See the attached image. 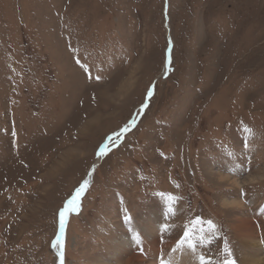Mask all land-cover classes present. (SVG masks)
Masks as SVG:
<instances>
[{
  "label": "rangeland",
  "instance_id": "rangeland-1",
  "mask_svg": "<svg viewBox=\"0 0 264 264\" xmlns=\"http://www.w3.org/2000/svg\"><path fill=\"white\" fill-rule=\"evenodd\" d=\"M85 180L63 264L110 260L151 220L196 264L225 245L245 262L237 219L264 239V0H0V264H57Z\"/></svg>",
  "mask_w": 264,
  "mask_h": 264
},
{
  "label": "bare ground",
  "instance_id": "bare-ground-1",
  "mask_svg": "<svg viewBox=\"0 0 264 264\" xmlns=\"http://www.w3.org/2000/svg\"><path fill=\"white\" fill-rule=\"evenodd\" d=\"M168 59L170 63V54ZM166 63L168 66V61ZM106 149L107 153L108 148ZM102 156L103 155H99V159L95 162L94 166H92L93 168L91 167L89 174L94 171ZM248 179L254 181L257 178L250 177ZM219 180L220 182L227 181L236 187H239L241 183H245V181H240V179L236 177L223 174L220 175ZM224 205L244 207L243 203L236 198L227 199ZM68 215L69 213H67L65 217V230H67ZM259 219L261 220L262 218L260 217ZM237 221L235 230L238 232L239 240L244 249L245 262L243 264H264V239L260 238V231L255 224L256 222L254 223L253 219L250 217H239ZM137 230H134V234L131 237H125L122 241L116 240L114 243V253L111 255L110 260L103 259L100 264H160L161 259L171 261V264H196V257L190 252L191 250L188 251V246L178 244L175 247L174 242L172 243L166 240L164 235H159V226H156L152 220L145 224L139 237L136 235ZM57 235H59L58 238L60 241V246L56 247L57 249L59 248L57 252V264H62L61 252H63L65 231L63 236H61L60 230ZM262 235H264V231ZM63 261L65 263V251Z\"/></svg>",
  "mask_w": 264,
  "mask_h": 264
},
{
  "label": "snow or ice",
  "instance_id": "snow-or-ice-1",
  "mask_svg": "<svg viewBox=\"0 0 264 264\" xmlns=\"http://www.w3.org/2000/svg\"><path fill=\"white\" fill-rule=\"evenodd\" d=\"M152 95H153V92L150 90L148 92V96L151 97ZM147 106H148L147 104L142 105V107H145V108ZM135 123L136 122L134 120L131 121V124L133 126H135ZM124 131H128V126L127 125L125 126ZM108 139H109V141H111V137H109ZM106 148H107V145L101 146L100 149H99V154L100 155H104ZM88 185H89V181L85 180L83 182V184L79 188L76 189L75 195H72L65 202V206L60 210L59 215H60V233H61V236L64 235V231H65V217H66V214L71 212V211L78 210L79 202L81 200V196L84 193V191L86 190V188L88 187ZM125 219L126 220H130L131 217L130 216H126ZM207 224H208L210 229H215L216 228V225L211 220L207 221ZM136 235H137V237H139V233H137ZM185 235L188 236V233H186ZM201 239L203 240L205 238L201 237ZM180 243L182 245L183 244V240ZM187 243L192 248V250L195 251L196 244L191 239H188ZM209 243H210V241H209ZM53 246L54 247H59L60 246L59 238L57 239L56 244L53 245ZM225 252L227 253L229 258L225 259L222 262V264H237L236 260L232 257L231 249L227 245H225ZM198 259L200 261V264H211L210 258L205 257L203 255L199 256ZM61 261H62V264H63V252H61ZM160 264H171V261H167V260L161 259L160 260Z\"/></svg>",
  "mask_w": 264,
  "mask_h": 264
},
{
  "label": "water",
  "instance_id": "water-1",
  "mask_svg": "<svg viewBox=\"0 0 264 264\" xmlns=\"http://www.w3.org/2000/svg\"><path fill=\"white\" fill-rule=\"evenodd\" d=\"M167 6H168V5L166 4V8H167Z\"/></svg>",
  "mask_w": 264,
  "mask_h": 264
}]
</instances>
